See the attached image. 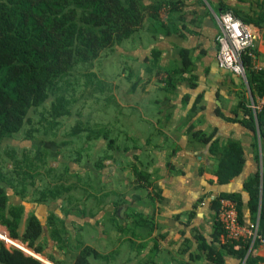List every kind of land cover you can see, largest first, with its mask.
I'll use <instances>...</instances> for the list:
<instances>
[{"label":"trees","instance_id":"16d2710c","mask_svg":"<svg viewBox=\"0 0 264 264\" xmlns=\"http://www.w3.org/2000/svg\"><path fill=\"white\" fill-rule=\"evenodd\" d=\"M176 5L174 0H0V224L8 230L11 238L26 244L38 254L45 253L41 238L46 227L36 214H30L24 220V206L20 202L11 203L9 189L22 200L31 196L37 203L58 199L72 202L74 198L81 199L73 196L74 192L81 190V186L76 175L60 171L59 166L43 157L37 158L28 149L19 151L15 147L5 146V140L22 131L27 124H31L26 132L27 138L34 137V133L41 129L46 133L55 131L63 119L76 115L71 135L79 140L84 138L83 142L91 143L100 138L109 140V145L113 144L115 139H111L107 127L100 125L96 129L99 123H91L90 118L81 119L86 103L91 99L100 102L102 94L109 91L108 83L90 70L109 51L134 41L133 38L146 28V22H158L163 8H174ZM243 22L248 24L249 20L243 19ZM146 29L152 38L155 32ZM187 52L183 51L182 54L185 67ZM160 54V50L154 47L151 56H146L144 60L149 77L152 73L158 75L164 71L160 65ZM253 57L249 52L243 54L247 79L253 94L256 89L263 94L264 78L254 70ZM134 73L130 72L127 78H132ZM166 73L169 82L174 79L171 72ZM174 74L177 75L175 71ZM111 98V95H107L106 100ZM244 109L248 114L247 124L251 127L257 124L264 131V112L258 113L255 122L251 108ZM31 114L39 115L37 126L32 125ZM89 147L83 145L82 149L88 150ZM77 152L81 154L80 149ZM228 154L219 166L221 181L228 180L241 170L240 158L233 156L232 152ZM113 157L106 153L96 161V166L104 167L102 160ZM64 167L67 168L66 165ZM136 170L140 179L147 178L143 171ZM258 191L257 185L256 189H251L253 198H257ZM86 193L83 190L82 194L87 199L89 194ZM222 197L236 199L234 195ZM220 198L212 201L217 210ZM114 204L117 207V202ZM134 216L136 219L129 228L136 235V227L144 224L145 219ZM262 218L264 210L261 212ZM65 223L53 213L47 227H50V236L56 244L72 248L65 251L71 258L67 259L70 263L93 264L92 261L97 260L103 264H115L113 262L120 248L103 253L91 245L72 246ZM217 224L220 234L224 235L225 230L219 222ZM259 233L264 237V230L260 229ZM132 245L137 246V243L130 239L131 248ZM223 248L227 254H236L243 260L248 247L241 240L226 239ZM207 249L208 257L214 258L216 251L210 246ZM47 257L55 264H65L54 253L47 254ZM219 258H223L220 253ZM0 264L42 263L20 248L7 247L0 239ZM246 264L258 262L251 257Z\"/></svg>","mask_w":264,"mask_h":264},{"label":"crops","instance_id":"0c3cea01","mask_svg":"<svg viewBox=\"0 0 264 264\" xmlns=\"http://www.w3.org/2000/svg\"><path fill=\"white\" fill-rule=\"evenodd\" d=\"M174 1L177 5L164 8L160 12L161 22L154 28L153 44L161 52L160 65L165 74L158 80L157 84H163L158 91L165 94L164 102L171 108L168 112L171 115L165 114L167 120L162 123L161 132L169 133L171 144L168 148L156 146V153L147 163L141 161L147 176L143 181H148L156 199L153 214L140 215L145 219L141 226H150L146 234H136L143 239L137 243L139 261L141 264H246L252 257L258 264H264V247L251 238L241 240L248 247L243 260L236 254H227L223 248L227 238L220 234L217 209L212 203L222 195H234L241 223L257 229L258 233L264 230V218L261 219L264 131L257 124L254 127L247 124L248 114L244 109L251 108L257 122L259 112L254 107L264 93L259 94L256 89L253 94L247 71L244 77L219 67L216 40L221 32V12H236L242 21L249 20L256 35L254 70L264 78V0ZM225 7L228 9L224 10ZM183 51H188L186 67ZM166 72L174 76L171 83ZM230 152L240 158L241 170L221 181L219 166ZM256 185L259 191L257 198H253L250 191ZM162 204L169 212L161 210ZM128 229L131 230L128 227L123 230ZM117 237L128 243L133 239ZM209 246L216 251L212 259L208 257Z\"/></svg>","mask_w":264,"mask_h":264},{"label":"rangeland","instance_id":"374dc122","mask_svg":"<svg viewBox=\"0 0 264 264\" xmlns=\"http://www.w3.org/2000/svg\"><path fill=\"white\" fill-rule=\"evenodd\" d=\"M163 10L164 8L161 13ZM158 22L160 24L161 21ZM158 22L151 21L150 24L146 22V28L155 32L154 28ZM146 28L133 38L134 41H128L109 51L90 70L108 83L109 91L102 94L100 102L94 99L88 101L82 108L81 119L90 118L91 123H99L96 129H99L100 125L107 127L111 139H115L113 144L109 145V140L100 138L91 143L83 142L84 138L79 140L71 135L70 131L76 124V115L63 119L55 131L46 133L41 129L34 133V137L27 138L26 132L31 128V124H27L22 131L5 140V146L15 147L19 151L28 149L37 158L43 157L49 163L59 166L60 171L76 175L81 186V190L73 194L74 197L81 199L74 198L72 202L58 199L37 203L31 196L22 200L9 189L11 203L20 202L24 206V220L30 214H36L46 227L41 238L45 253L38 254L26 244L11 238L8 230L0 224V239L7 247L20 248L40 259L42 264H55L48 259L49 253H54L57 258L64 260L65 264H72L67 260L71 258L65 254V251L72 248L56 244L50 236V227L47 226L51 214L55 213L66 222L67 237L72 246L91 245L103 253L111 252L118 247L120 250L118 249L119 253L113 263L141 264L138 247L132 245L131 248L130 243L122 241L117 236L131 237L136 243L143 241L130 229L123 230L133 226L132 222L136 219L134 215L141 217L140 214H153L156 197L151 191L150 184L139 178L136 169L144 171L145 166L141 161L144 163L155 154L156 146L163 145L168 148L171 144L169 133L161 132L164 130L162 123L167 120L165 114L171 115V112L168 113L171 108H168L166 104L168 102L165 103L163 99L165 94L158 91L163 86L157 84L158 80L164 78L165 74L162 71L158 75L152 73L149 77L145 71L144 60L146 56H151L155 47L153 44L155 35L152 34V39ZM132 71L135 72L134 76L128 79L127 76ZM107 95L112 96L109 101L106 100ZM31 117L32 125L37 126L39 115L31 114ZM83 145L90 147L83 150ZM79 149L80 155L77 152ZM106 153L114 157L103 159L104 167H97L96 161ZM83 190L89 194L87 199L82 194ZM114 202H117V207ZM119 207H123L122 217L117 216ZM161 210L163 212L167 210L165 204H162ZM161 219L169 221L167 217ZM123 223L125 226L120 229ZM139 226L135 234H146L150 225L141 226L140 229ZM92 262L104 263L97 260Z\"/></svg>","mask_w":264,"mask_h":264},{"label":"built area","instance_id":"2783aa9c","mask_svg":"<svg viewBox=\"0 0 264 264\" xmlns=\"http://www.w3.org/2000/svg\"><path fill=\"white\" fill-rule=\"evenodd\" d=\"M221 32L216 40L218 43L217 62L220 68L236 75L246 76L243 54L249 52L254 56L256 35L247 23L236 17L231 11H223L219 15ZM257 112H264V97L254 107ZM216 220L225 230L229 240L253 239L264 247V237L257 229L243 225L239 218L238 208L233 199L221 197L216 212Z\"/></svg>","mask_w":264,"mask_h":264},{"label":"water","instance_id":"95a60500","mask_svg":"<svg viewBox=\"0 0 264 264\" xmlns=\"http://www.w3.org/2000/svg\"><path fill=\"white\" fill-rule=\"evenodd\" d=\"M117 213L119 214V215H123V207H119V209H118V211H117ZM37 258V257H36ZM40 260V259H39Z\"/></svg>","mask_w":264,"mask_h":264}]
</instances>
